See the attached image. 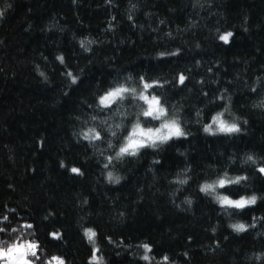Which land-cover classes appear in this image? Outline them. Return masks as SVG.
Returning <instances> with one entry per match:
<instances>
[{
  "label": "trees",
  "instance_id": "16d2710c",
  "mask_svg": "<svg viewBox=\"0 0 264 264\" xmlns=\"http://www.w3.org/2000/svg\"><path fill=\"white\" fill-rule=\"evenodd\" d=\"M0 11V240L21 229L65 264H264V0H0ZM143 81L186 136L109 163L138 117L159 121L139 99L105 110L98 99ZM219 112L240 131L205 132ZM89 128L102 140H85ZM225 173L247 179L200 190ZM217 194L257 202L225 209Z\"/></svg>",
  "mask_w": 264,
  "mask_h": 264
},
{
  "label": "snow or ice",
  "instance_id": "6c2138e0",
  "mask_svg": "<svg viewBox=\"0 0 264 264\" xmlns=\"http://www.w3.org/2000/svg\"><path fill=\"white\" fill-rule=\"evenodd\" d=\"M0 16H3V12L0 11ZM232 33H227L220 37L225 43H228L229 38ZM84 42H82L83 46ZM174 54V53H173ZM61 62H63V57H59ZM43 75V74H42ZM72 77V82L76 83V77L71 73H68ZM143 80V78H141ZM185 77L181 75L179 77L180 83H183ZM153 85L148 84L147 82L143 83V89L145 91L140 92L137 95V89L134 87H128L124 84H117L115 87L110 88L104 95L99 97L98 106L101 110L113 109L114 105H120L125 99L134 98L143 101V104L146 105L145 108L140 113L145 121H159L158 126H152L149 123L148 126H144L141 123L139 117L137 118L135 124L132 126L131 131L128 133L124 139L126 143H123L119 151L115 154V157H108V162L111 163L112 160L120 159L124 156H137L139 151L143 148H155L158 144H164L173 138H180L186 136V133L182 129L180 123L175 119H167L168 116L166 108L162 105L161 100L155 96L147 93V90L152 88ZM264 106V105H262ZM227 111V109H225ZM224 112L217 113L213 118L212 122L205 126L204 131L212 135H216L217 132L231 134L239 132L240 128L235 122L229 123L227 120L223 119ZM95 119V117H93ZM215 130L213 129V126ZM119 127V125H117ZM116 135L115 132L112 133ZM83 138L89 142L102 140L101 132L97 131L96 128H89L86 132L83 133ZM109 147H112L111 142H109ZM246 162L255 163L253 156H248ZM108 167V164L105 165ZM71 172L80 174V169L71 168ZM259 172L264 174V167L259 168ZM109 180L115 179L119 183V178H114L112 173H108ZM247 177L237 176L234 178L228 177L227 173L223 177L218 178L212 183H205L201 187V191L205 194L215 193L217 188L224 189L226 186L239 184L242 180H246ZM177 183L184 184L187 183L186 179H178ZM217 202L221 207L228 209H238L242 210L250 205H255L257 202V197L255 195L251 197H241L238 200L229 198L227 195L215 196ZM230 214V213H229ZM254 226V225H253ZM22 227L31 228L32 225H23ZM234 231L244 232L247 231L245 224L236 223L231 225ZM7 229L0 227V232H6ZM11 232L17 233L16 236H11L9 240H0V264H37L39 261L40 264H65V261L62 257L51 256L50 258L42 259V249L41 246L35 241H29L24 238L21 233V229L13 228ZM86 236L90 241H94L95 232L91 229L86 230ZM53 237L59 239V236L53 233ZM146 252H150L151 248L148 245H143ZM98 251V250H97ZM96 260V257H93ZM144 260H148L147 255L143 256ZM167 260V257L164 258Z\"/></svg>",
  "mask_w": 264,
  "mask_h": 264
},
{
  "label": "rangeland",
  "instance_id": "374dc122",
  "mask_svg": "<svg viewBox=\"0 0 264 264\" xmlns=\"http://www.w3.org/2000/svg\"><path fill=\"white\" fill-rule=\"evenodd\" d=\"M144 82H146V81H143V82H141L139 85H137V86H130V87H134V88H136L137 89V95L140 93V92H142V91H145L144 89H143V83ZM148 84H151V85H153V87L156 85V83H153V82H147ZM152 87V88H153ZM152 88H150V89H148L147 90V93H149V94H151V95H155V94H153L152 92H151V90H152ZM155 96H157V95H155ZM158 97V96H157ZM159 98V97H158ZM160 99V98H159ZM143 102V101H142ZM146 107V105H144V108ZM167 119H174V118H171L170 116H169V114H168V116L166 117ZM176 120V119H175ZM160 123V122H159ZM215 125L213 126V129L215 130ZM217 133H219V132H217ZM159 145V144H158ZM157 145V146H158ZM247 198V197H246ZM232 199V198H231ZM238 199H240V198H237V199H234V200H238ZM251 206V205H250Z\"/></svg>",
  "mask_w": 264,
  "mask_h": 264
}]
</instances>
